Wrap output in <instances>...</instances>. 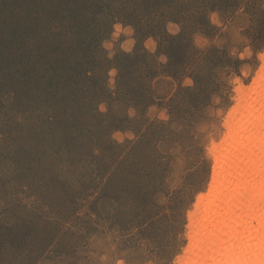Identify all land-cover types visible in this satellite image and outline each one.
<instances>
[{
	"label": "rangeland",
	"instance_id": "374dc122",
	"mask_svg": "<svg viewBox=\"0 0 264 264\" xmlns=\"http://www.w3.org/2000/svg\"><path fill=\"white\" fill-rule=\"evenodd\" d=\"M165 2L0 0V264L188 263L234 89L264 68V0L193 1L184 62L159 49L179 25L146 37ZM87 54L92 80H55ZM123 54L144 100L119 89Z\"/></svg>",
	"mask_w": 264,
	"mask_h": 264
},
{
	"label": "bare ground",
	"instance_id": "6f19581e",
	"mask_svg": "<svg viewBox=\"0 0 264 264\" xmlns=\"http://www.w3.org/2000/svg\"><path fill=\"white\" fill-rule=\"evenodd\" d=\"M234 93L244 107L213 148L214 184L190 214L187 264H264V68L251 91L239 83Z\"/></svg>",
	"mask_w": 264,
	"mask_h": 264
},
{
	"label": "trees",
	"instance_id": "16d2710c",
	"mask_svg": "<svg viewBox=\"0 0 264 264\" xmlns=\"http://www.w3.org/2000/svg\"><path fill=\"white\" fill-rule=\"evenodd\" d=\"M142 3H145L146 5V1L149 2L150 0H139ZM185 1L187 2V7L184 6L182 4V2L185 3ZM195 0H166V2L164 4H162L161 7L158 8V10H161V19L160 20H149L148 18H146V20H149V24L152 28L151 30H149L146 34V37H156L157 35H160L164 33L163 26L164 24H166L167 22H172L175 23L177 25H179V27L181 28V31L175 35V36H171V35H164L162 36V38H160L162 40V43L159 44V49H161L162 44L164 43V47L168 46V60L171 59H179L181 62H184L185 59H187L188 54L192 53L193 49L191 46V35L193 34V32H195L196 27H195V22L197 20V17L200 18H204V15L200 14L203 10H205V8L207 6L212 7L211 2H203L205 3L207 6H205V4H203V6H197L198 2L196 4H194ZM209 1V0H208ZM193 2L191 5V7L189 6V3ZM197 7V8H196ZM214 8V7H213ZM157 10V13H155V16H158L159 11ZM198 10V11H197ZM146 13L144 17H147L148 14L150 13L149 10H146ZM152 14V13H151ZM200 14V15H199ZM196 18V20H194ZM198 19V21H199ZM203 21V22H202ZM199 23V22H197ZM196 23V24H197ZM205 20H201V24L203 26H205ZM198 25V24H197ZM162 30V31H161ZM165 49V48H164ZM124 55V54H123ZM149 55L144 56V58L146 59ZM88 54L86 55V57H84L82 60H80L77 63H74L72 66H70V69H68L66 72H64V76L54 77L56 81H65V86H70L69 88L71 89V87L73 86H80V83L82 84L92 80V78H94L93 76V71L94 69L92 67L89 66V61H88ZM151 57V55H150ZM123 61L121 63V65L117 66V83L118 86L120 87L119 89L124 90L126 93L130 94H134L135 97H140L141 100L146 99V94H147V89L145 84L143 83V85L140 84V79H139V83H137L136 87L133 86L134 82L133 80H135L134 78V70L132 69V64L135 63L134 60L135 58H132V56L130 55H124L123 56ZM146 62H144L143 64H145ZM142 64V65H143ZM148 66V65H147ZM145 70H141V72L145 73ZM156 73H151L149 74L148 78L152 79L154 78V76L157 74ZM66 76V77H65ZM142 77V74H141ZM144 78V77H142ZM105 79V78H104ZM194 80V84L197 86V84L199 85V80H198V76L197 78H193ZM68 88V87H67ZM74 90L75 87H73ZM73 90V89H72ZM73 90V92H74ZM78 90V89H77ZM104 91V90H103ZM102 91V94L103 93ZM72 92V93H73ZM77 92V91H76ZM187 93L192 92L191 89H187L186 90ZM56 94V93H55ZM54 94V95H55ZM99 94V92L97 93ZM101 94V95H102ZM193 94V93H192ZM71 95V93H70ZM74 95V94H72ZM191 96V95H190ZM195 97V95H192ZM137 101H134V105L137 107L138 104L136 103Z\"/></svg>",
	"mask_w": 264,
	"mask_h": 264
},
{
	"label": "crops",
	"instance_id": "0c3cea01",
	"mask_svg": "<svg viewBox=\"0 0 264 264\" xmlns=\"http://www.w3.org/2000/svg\"><path fill=\"white\" fill-rule=\"evenodd\" d=\"M128 41H125V43H124V45H126V47H129L130 46V44H129V42L127 43Z\"/></svg>",
	"mask_w": 264,
	"mask_h": 264
}]
</instances>
